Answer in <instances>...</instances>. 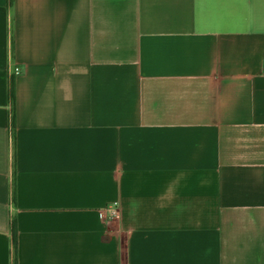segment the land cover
Listing matches in <instances>:
<instances>
[{
  "label": "crops",
  "instance_id": "1",
  "mask_svg": "<svg viewBox=\"0 0 264 264\" xmlns=\"http://www.w3.org/2000/svg\"><path fill=\"white\" fill-rule=\"evenodd\" d=\"M14 222L18 264H264V0H0V264Z\"/></svg>",
  "mask_w": 264,
  "mask_h": 264
},
{
  "label": "built area",
  "instance_id": "2",
  "mask_svg": "<svg viewBox=\"0 0 264 264\" xmlns=\"http://www.w3.org/2000/svg\"><path fill=\"white\" fill-rule=\"evenodd\" d=\"M21 74L19 66H13L11 69V75L18 76ZM120 216V203L115 202L102 211H100V221L102 225H108L111 221H115Z\"/></svg>",
  "mask_w": 264,
  "mask_h": 264
},
{
  "label": "trees",
  "instance_id": "3",
  "mask_svg": "<svg viewBox=\"0 0 264 264\" xmlns=\"http://www.w3.org/2000/svg\"><path fill=\"white\" fill-rule=\"evenodd\" d=\"M11 98L14 102L15 100V91H14V87H12L11 89ZM13 234H14V248H15V260H14V264H18L17 262V225L14 222L13 223Z\"/></svg>",
  "mask_w": 264,
  "mask_h": 264
}]
</instances>
